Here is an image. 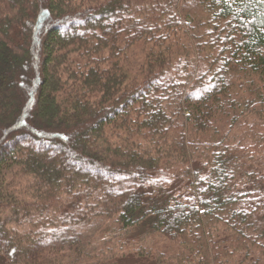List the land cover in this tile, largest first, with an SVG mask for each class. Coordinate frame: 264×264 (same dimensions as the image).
<instances>
[{
  "label": "trees",
  "instance_id": "1",
  "mask_svg": "<svg viewBox=\"0 0 264 264\" xmlns=\"http://www.w3.org/2000/svg\"><path fill=\"white\" fill-rule=\"evenodd\" d=\"M264 264V3L0 0V264Z\"/></svg>",
  "mask_w": 264,
  "mask_h": 264
},
{
  "label": "snow or ice",
  "instance_id": "2",
  "mask_svg": "<svg viewBox=\"0 0 264 264\" xmlns=\"http://www.w3.org/2000/svg\"><path fill=\"white\" fill-rule=\"evenodd\" d=\"M260 3H264V0H260Z\"/></svg>",
  "mask_w": 264,
  "mask_h": 264
},
{
  "label": "rangeland",
  "instance_id": "3",
  "mask_svg": "<svg viewBox=\"0 0 264 264\" xmlns=\"http://www.w3.org/2000/svg\"><path fill=\"white\" fill-rule=\"evenodd\" d=\"M132 264H137V263L133 262Z\"/></svg>",
  "mask_w": 264,
  "mask_h": 264
}]
</instances>
